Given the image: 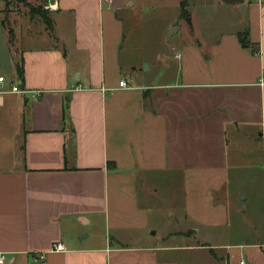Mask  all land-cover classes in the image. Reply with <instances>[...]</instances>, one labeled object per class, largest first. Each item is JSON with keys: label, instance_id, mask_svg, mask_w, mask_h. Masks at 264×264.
<instances>
[{"label": "crops", "instance_id": "obj_1", "mask_svg": "<svg viewBox=\"0 0 264 264\" xmlns=\"http://www.w3.org/2000/svg\"><path fill=\"white\" fill-rule=\"evenodd\" d=\"M57 1L52 30L7 39L6 264H264V0L205 1L198 37L150 58L136 0Z\"/></svg>", "mask_w": 264, "mask_h": 264}, {"label": "rangeland", "instance_id": "obj_2", "mask_svg": "<svg viewBox=\"0 0 264 264\" xmlns=\"http://www.w3.org/2000/svg\"><path fill=\"white\" fill-rule=\"evenodd\" d=\"M138 8V17L132 21V25L138 26L141 32L139 37L133 41V45L136 47L134 51L137 53L136 58H139L142 54L145 58L150 55L159 54L161 57H166L172 53V46L179 43H186L192 41L198 37V27L201 23V16L203 15L202 6L205 5V1L213 2L214 0H188L189 7V17L181 16V1L182 0H136ZM2 1H0L1 3ZM33 6V5H31ZM38 6L34 5L33 8ZM5 15L7 28L12 31V35L9 36L5 32L3 20L4 16L0 14V75L6 77L7 81L11 79V75L15 73L13 70V63L19 57L17 50L12 48L9 43L8 36L10 39L15 38L16 32L21 34L27 31H33L35 33L41 30L45 31L46 25L43 23L40 17L35 16L33 21V27L27 28V25L22 26V28H16L14 24H11L10 18H26V23L30 20L29 18L33 16L34 11L31 7H26L25 5H19L16 1L6 0L5 5ZM9 19V20H8ZM13 40V39H12ZM159 40L160 46L156 41ZM163 40V41H162ZM126 47L127 51L131 52ZM133 50V49H132ZM158 52V53H156ZM150 58V57H149ZM165 194V193H163ZM183 195V189L180 190V198ZM163 197V195L161 194ZM248 211L247 213H249ZM167 218H163L162 222L168 221ZM156 220V218H155ZM170 222L165 224V228L168 231H177L180 228H184L183 220L181 226L178 224L179 219L175 218L169 219ZM158 222V220H156ZM174 239H170L169 241ZM159 239L157 243L162 244Z\"/></svg>", "mask_w": 264, "mask_h": 264}, {"label": "built area", "instance_id": "obj_3", "mask_svg": "<svg viewBox=\"0 0 264 264\" xmlns=\"http://www.w3.org/2000/svg\"><path fill=\"white\" fill-rule=\"evenodd\" d=\"M108 2H112L113 0H106ZM43 8H45L48 12L58 11L59 10V3L57 0H51L46 3ZM262 85H264V80L262 81ZM121 88L129 89V85L125 81H121L120 83ZM25 90H22L20 86H7V79L6 77H0V105L3 104V98L8 96L9 94H24ZM64 250V246L62 244L57 245L54 247V251L60 252ZM41 260L45 259V256H41ZM7 257L3 253H0V264H6ZM241 264H247L246 261H241Z\"/></svg>", "mask_w": 264, "mask_h": 264}, {"label": "trees", "instance_id": "obj_4", "mask_svg": "<svg viewBox=\"0 0 264 264\" xmlns=\"http://www.w3.org/2000/svg\"><path fill=\"white\" fill-rule=\"evenodd\" d=\"M25 0H18V2H23ZM188 6H189V3H188V0H182L181 1V16L186 18V17H189V12H188ZM33 11H34V14L37 15L39 13V15L41 16L42 20L44 23H46L47 25V29L48 30H52L53 28V23L49 17V12L45 10V8L43 7H37L36 9L33 8ZM10 34L12 35V31H10ZM249 34L246 32V33H242L240 34V41L241 43L245 46H248L249 43ZM19 77L21 80H23V77H24V70L21 67H19Z\"/></svg>", "mask_w": 264, "mask_h": 264}]
</instances>
